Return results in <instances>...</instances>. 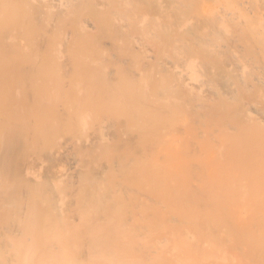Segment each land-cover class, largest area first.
I'll use <instances>...</instances> for the list:
<instances>
[{
    "label": "bare ground",
    "instance_id": "1",
    "mask_svg": "<svg viewBox=\"0 0 264 264\" xmlns=\"http://www.w3.org/2000/svg\"><path fill=\"white\" fill-rule=\"evenodd\" d=\"M0 264H264V0H0Z\"/></svg>",
    "mask_w": 264,
    "mask_h": 264
}]
</instances>
